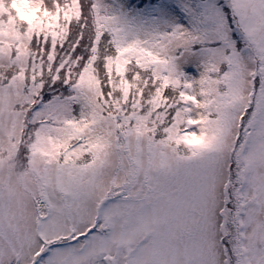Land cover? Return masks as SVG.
<instances>
[{
	"label": "snow or ice",
	"instance_id": "1",
	"mask_svg": "<svg viewBox=\"0 0 264 264\" xmlns=\"http://www.w3.org/2000/svg\"><path fill=\"white\" fill-rule=\"evenodd\" d=\"M0 264H264V0H0Z\"/></svg>",
	"mask_w": 264,
	"mask_h": 264
}]
</instances>
